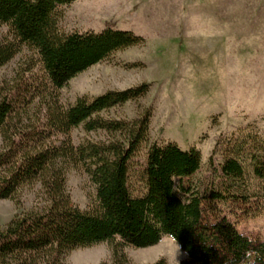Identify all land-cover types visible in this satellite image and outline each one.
Wrapping results in <instances>:
<instances>
[{
  "label": "trees",
  "instance_id": "trees-1",
  "mask_svg": "<svg viewBox=\"0 0 264 264\" xmlns=\"http://www.w3.org/2000/svg\"><path fill=\"white\" fill-rule=\"evenodd\" d=\"M74 1L0 0V28H6L0 71L23 47L38 56L36 71L33 64L13 81L0 80V199L14 198L34 184L44 197L41 209L15 217L0 231V264H39L43 258L58 264L69 250L115 239L113 264H129L121 245L145 248L163 235L185 253L179 264H264V238L241 233L216 208L228 204L245 216L264 210V145L248 152L249 169L226 156L223 180L194 193L183 180L200 168L199 152L154 143L135 171L132 188L133 158L147 142L151 112L133 121L100 113L144 95L149 85L81 96L67 106L59 102L58 91L76 75L142 41L112 26L99 32L60 31V7ZM79 126L120 137L76 144L71 132ZM67 164L81 165L89 174L96 187L95 211L72 203L65 187ZM246 176L253 178V188L237 184Z\"/></svg>",
  "mask_w": 264,
  "mask_h": 264
},
{
  "label": "rangeland",
  "instance_id": "rangeland-1",
  "mask_svg": "<svg viewBox=\"0 0 264 264\" xmlns=\"http://www.w3.org/2000/svg\"><path fill=\"white\" fill-rule=\"evenodd\" d=\"M59 11L58 28L64 33L99 32L112 26L142 38L90 66L58 91L59 102L67 106L81 96L149 85L144 95L100 113L103 118L133 121L146 110L151 112L147 142L133 158L131 186L154 143L199 152L200 168L183 180L194 193L223 180L221 165L228 155L249 169L248 152L264 145V0H75ZM5 34L1 27L0 40ZM37 61L36 52L23 47L1 69L0 80L13 81L33 64L36 71ZM71 137L77 144L120 135L86 132L79 126ZM65 178L72 203L95 211L96 187L85 168L67 164ZM237 184L253 188L254 180L246 176ZM43 199L38 184L26 185L14 198L0 199V231L15 217L41 209ZM216 208L241 233L264 238V210L245 216L228 204ZM117 243L115 239L69 250L58 264H113L112 248ZM121 249L129 264H154L160 259L179 264L186 258L168 235L153 246L121 245Z\"/></svg>",
  "mask_w": 264,
  "mask_h": 264
}]
</instances>
